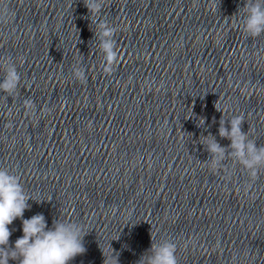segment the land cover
<instances>
[{
  "label": "clouds",
  "instance_id": "1",
  "mask_svg": "<svg viewBox=\"0 0 264 264\" xmlns=\"http://www.w3.org/2000/svg\"><path fill=\"white\" fill-rule=\"evenodd\" d=\"M103 3L104 0H84L88 12L96 16L100 15ZM243 31L252 38L264 34V0H245ZM93 32L103 56V71L110 74L119 60L114 39L116 29L107 21L101 20ZM0 69L4 72L0 79V93L7 97L16 96L21 82L16 61L11 58L0 60ZM73 76L81 83H86L87 77L82 67L74 66ZM23 105L29 112L34 110V102L30 99H25ZM216 109L220 111L217 107ZM244 123L243 115H234L228 121H224L223 117L220 119L218 134L230 141L227 147L221 146L211 133L201 135L199 143L209 153L210 158L205 163L210 170L216 172L225 167L224 161L232 159L254 181L264 169V145L257 146L256 140L250 138L249 131L242 130ZM204 125L205 120L202 119L198 127ZM30 199L32 198L26 193L19 177L8 169L0 168V264H9L10 261H18L19 264H70L75 257L86 253L84 236L87 233L82 225L56 219L49 228L42 213L25 219L24 212L31 207L28 203ZM18 218L22 222L23 235L16 239L13 246L9 243L12 235L9 226ZM176 253L175 242L168 239L159 243L152 241L151 247L142 254L137 264H178ZM118 256L119 253L112 257L116 264H119ZM106 261L107 258L104 264Z\"/></svg>",
  "mask_w": 264,
  "mask_h": 264
}]
</instances>
